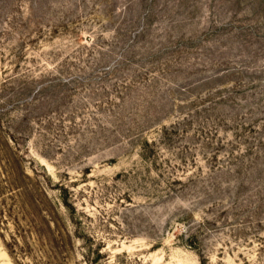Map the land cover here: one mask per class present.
<instances>
[{
	"label": "rangeland",
	"instance_id": "obj_1",
	"mask_svg": "<svg viewBox=\"0 0 264 264\" xmlns=\"http://www.w3.org/2000/svg\"><path fill=\"white\" fill-rule=\"evenodd\" d=\"M0 264H264V0H0Z\"/></svg>",
	"mask_w": 264,
	"mask_h": 264
},
{
	"label": "trees",
	"instance_id": "obj_2",
	"mask_svg": "<svg viewBox=\"0 0 264 264\" xmlns=\"http://www.w3.org/2000/svg\"><path fill=\"white\" fill-rule=\"evenodd\" d=\"M26 174V173H25Z\"/></svg>",
	"mask_w": 264,
	"mask_h": 264
}]
</instances>
